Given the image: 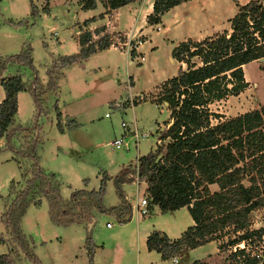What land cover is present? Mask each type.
Returning <instances> with one entry per match:
<instances>
[{
  "label": "trees",
  "instance_id": "trees-1",
  "mask_svg": "<svg viewBox=\"0 0 264 264\" xmlns=\"http://www.w3.org/2000/svg\"><path fill=\"white\" fill-rule=\"evenodd\" d=\"M42 1L40 9L46 11L49 0ZM99 1L106 13L131 0ZM182 1L186 0H152L145 22H159L164 11ZM232 1L236 11L229 18L228 29L199 39L186 37L170 48L169 55L178 65L174 74L158 84L159 91L153 98L166 102L168 120L158 130L159 142L155 148L140 155L136 165L128 163L123 171L111 177L114 193L119 199L116 205L105 206L102 201L105 181L109 178L105 171H101L96 188H74L66 199L61 196L56 174L38 164L36 150L41 138L34 133L41 92L44 86L54 85L58 72L48 71L43 86L27 53L0 56V85L3 89L0 136L4 137L6 147L13 151L16 159L24 157L29 160L24 186L16 191L2 215V222L14 246L20 248L33 264L41 263L26 242L19 223L34 194L45 198L48 218L56 225H85L84 222L91 220L93 209L114 213L121 221V214L130 211L121 184L132 180L134 173L145 181L149 202L157 204L163 211L185 206L192 220L175 238H169L157 229L146 235L147 249L158 252L161 259L224 237L217 245L218 251L228 250L221 264H262L264 247H256L254 243L264 240V226L250 227L249 213L255 208H264V104L214 123L210 122L211 115H219L207 107L212 99L237 93L247 86L242 69L244 64L255 59L264 64V1ZM94 6L95 0H83L80 8ZM29 7L30 14L35 16L37 6L32 0H29ZM94 19L95 16H90L81 22L86 26ZM112 35L103 31L92 39L90 30L85 28L76 36L77 50L58 56V65L64 66L108 48L113 43ZM128 53L132 57L135 50L131 48ZM13 64L30 68L32 78L29 83L17 72L4 74ZM21 90L31 93L35 106L27 124L14 123L17 92ZM60 118V111L55 106V124L62 131ZM64 123L68 127L73 120L67 118ZM20 134L19 145L12 146L10 139ZM244 178L247 183L243 182ZM10 182L12 186L13 181ZM212 183L217 186L215 190L209 188ZM85 231L83 243L87 264H92L94 243L90 231ZM5 240L0 233V243ZM250 243L252 245L248 246ZM13 261L11 252H0V264H13ZM199 262V259L192 261L193 264Z\"/></svg>",
  "mask_w": 264,
  "mask_h": 264
},
{
  "label": "rangeland",
  "instance_id": "rangeland-1",
  "mask_svg": "<svg viewBox=\"0 0 264 264\" xmlns=\"http://www.w3.org/2000/svg\"><path fill=\"white\" fill-rule=\"evenodd\" d=\"M32 1L37 6L35 16L30 14L29 0H0V56L19 52L27 53L36 70L38 80L43 86L46 85L48 71L58 72L54 85L49 88L44 86L40 95L39 114L34 129V133L41 138L36 150L38 164L44 170L54 172L57 179L62 180V183L66 185L67 183L76 184L73 176L83 174V177H88V187L94 188L97 183L91 175V168L96 171L104 169L115 174L122 164L135 161L136 149L132 137L128 149L115 148L108 144L113 138L121 137L119 136L121 129L126 131V138L130 137L127 124L132 121V112L137 129L147 133L145 138L139 139L137 151L146 154L154 148L155 138L158 135L156 127L166 118V109L164 106H156L150 98L145 97L133 103H129L128 99L135 100L139 92H151L156 95L159 91L158 85L152 90L151 86L175 71L178 63L174 59H169L173 42L191 35L190 33L199 27L204 28L206 34H215L228 29L229 18L236 11V5L232 0H211L210 6L199 5L200 0H193L191 4H179L177 7L179 22L174 23L175 14L169 10L164 14L162 23L165 28L162 30L158 29L159 26L143 24V32H140L142 26L134 28L129 34L122 31L114 32L112 35L114 47L93 53L86 57L87 59H78L84 67L76 60L59 66L58 56L75 51L76 36L82 29L87 28V25H83L82 22L76 23L83 18L84 14L77 7L75 0L71 2H68L70 0H49L46 11L40 9L43 1ZM237 1L243 3L246 0ZM138 13L135 14V17L137 16L135 22L139 20ZM87 29L90 30L92 39L100 35L92 34V30ZM72 33L77 35L73 36ZM147 36H149L147 43H144L141 48L144 52V61L138 62L140 61L138 55L141 53L136 51L131 59L125 50L129 51L131 48L135 50L139 42ZM242 69L247 86L237 93H227L221 98L208 102L209 110L219 115V117L211 115V123L264 104L263 62L251 60L244 64ZM16 72L26 83H29L32 78L30 68L24 65H10L4 74ZM129 77L134 80L132 84H129ZM0 91L3 93L1 85ZM116 101L125 104L113 106L112 102ZM55 106L64 116L60 118L62 131H59L55 124ZM34 110L31 93L28 90H21L18 95L14 123H30ZM104 112L108 115L105 116ZM67 118L74 119L68 127L64 123ZM121 121L126 122V127L120 125ZM21 138V134L18 137H12L10 144L17 147ZM4 142V137L0 136V233L6 239L4 242H7V244L0 243V252H11L14 256L13 264H33L24 256L20 248L14 246L2 222L4 211L10 205L16 191L24 186V178L29 173V160L24 157L16 159L13 151L6 147ZM10 181H13V187ZM111 182L109 179L108 191L113 189ZM243 182L247 183V180L244 178ZM65 184L59 187L61 196L68 194L69 189ZM105 186L103 198L107 192ZM142 186L141 183L139 189H142ZM209 188L215 190L217 186L212 183L209 184ZM36 196L39 195L32 196L33 201L36 200ZM40 198L41 204L36 206L30 200L19 223L26 242L40 263L55 264L54 253L58 251L62 255L61 264H86L81 262L78 255L79 250L84 247L83 238L80 240L71 228L67 229L64 236L59 226L49 220L45 198L41 195ZM176 209L157 212L154 206L148 217L154 220L155 227L162 225L171 238L177 237L190 223L186 207L181 206ZM103 214L102 218H96L91 230L87 229L91 233L93 243L94 241L102 243L97 236L107 237L114 230V225L111 228L104 225L105 220L115 224L114 218L106 212ZM249 219L252 228L264 226V208L251 210ZM57 234L61 237H56ZM221 239L224 240V237L209 240L210 245L185 251L178 258V263L170 262L171 259H168L164 264H193L194 259H199L200 262L197 264H221L223 256L228 251L227 249L217 250ZM104 242L110 244L107 241ZM250 245L252 244L248 246ZM254 245L263 248L264 240L261 239ZM134 248L133 246L132 249ZM209 248L214 249V252L205 254ZM105 250L108 251L107 248ZM82 257L85 261V253ZM147 258L142 253V260ZM149 260L151 259H147ZM261 263L264 264V256Z\"/></svg>",
  "mask_w": 264,
  "mask_h": 264
},
{
  "label": "crops",
  "instance_id": "crops-1",
  "mask_svg": "<svg viewBox=\"0 0 264 264\" xmlns=\"http://www.w3.org/2000/svg\"><path fill=\"white\" fill-rule=\"evenodd\" d=\"M71 1L72 0H70L68 2H71ZM75 1H76L77 7L84 14V16L81 20L86 19L90 16H95L94 20H91L88 22L87 28H90L92 30V34L96 33V35L101 34L103 31L111 32V33H113V35H114V32H118V31H122L126 34H129V32H131L134 28H138L139 26H142V30H140V32H143V29H144L143 24H147L145 22V15H146V13H148L151 10V3H152V0H131V1L125 3L121 6H118L114 9H111L109 12L104 13L103 12L104 7L102 6V4L100 3L99 0H95V6L94 7L86 8V9L80 8V5H81L83 0H75ZM194 1H196V0H194ZM200 1H201V3L199 5L210 6L212 3L211 0H200ZM41 2H42V0H41ZM191 3H193V0H186V1H182L176 5L168 8L166 11H164L161 14L159 22L154 23V24H148V25L149 26H155V27L159 26L158 29H160V30L165 28V26H163L164 24L162 23L163 17H164V14L169 12V10H172L173 13L175 14L173 17L175 20L174 23L179 22L180 17L178 16V13H177L178 12L177 11L178 5L179 4H191ZM137 11H139V13ZM101 12H103V14H102V16L99 17L98 14ZM136 13H138L137 15L139 16V20L137 19L138 20L137 22H135L136 17H137V16L135 17ZM81 20H77L76 23L77 22L80 23ZM121 23H124V24L121 25ZM78 29L81 30L80 27H78ZM94 29H95V31H94ZM79 30L77 32H79ZM204 32H205V29L199 27L198 29H195L193 32H191L190 33L191 35H186L182 38L176 39L173 42L172 46L177 41L184 39L186 37H191L193 39H199L205 35H209V33L206 34ZM72 35L76 36L77 33H72ZM148 38H149V36L144 38L142 40V42H139V44L135 48V51L137 53H141V55H138L139 60H140L138 62H140V63H142L144 61V52H143V50H141V48L144 45V43H147ZM78 46H79V43L77 42V40L75 38V51L77 50ZM113 47H114L113 45H110L106 49L109 50ZM101 51H103V50H101ZM97 52H99V51H97ZM97 52H95V53H97ZM125 52H127V54L129 55L127 50H125ZM91 55H93V54H91ZM129 57L132 59L134 56L131 57L129 55ZM169 59L170 60L172 59L170 57V55H169ZM77 61H79L81 63L80 60H76V62ZM81 66L84 67V65L82 63H81ZM62 73L63 72L61 70V74ZM174 73H175V71L173 73H171V75ZM163 79H165V78H162L158 83L152 85L151 90L154 89L153 87L158 85ZM133 82H134L133 78L129 77V84H132ZM139 93L145 94L146 92H139ZM149 93L152 95L150 97L151 102H153L156 106H160V107L164 106V108L166 109V118L163 121H161V123H159L156 127V130L158 131V129L163 127L164 123L168 120L169 110L166 107L165 101L153 100V98L156 95H153L151 92H149ZM19 94H20V91L17 92V101H18V95ZM2 97H3V93L0 91V100L2 99ZM143 99H135V100L138 102L139 100H143ZM120 104H125V103L121 102V103H119V105ZM123 107H124V105H123ZM130 107L132 108V105H130ZM62 114L63 113H61L60 116L64 117V116H62ZM104 115L106 116V115H108V113L104 112ZM70 119L74 120L73 118H70ZM131 120L132 121H130L127 124V127L130 128V130H129L130 137L126 138L125 137L126 131L121 129V131L119 132V136H121L122 138L125 137V138H123L124 143L119 145V146H115L111 140L108 142V144L115 147V148L124 147L125 149H128V146L130 143V138L132 137L133 141H134L133 145L136 149L135 161L133 162L135 164L137 162V158L140 155H143V153L141 154V152L139 153L137 151L139 139L145 138L147 136V133L141 132L137 129L138 126L136 124V119L133 116V112H132V119ZM122 122H124V121H121L120 125L122 127H125L122 125ZM124 123H126V122H124ZM158 142H159V139H158V135H157V137L155 138V146H156V143H158ZM155 146H154V148H155ZM126 165L127 164H122L119 167V170L117 171V173L120 171H123L126 168ZM103 171H105L109 176V178L106 179L107 182L105 181V183H106L105 188L107 190L109 179L111 180V177L113 175H115L116 173L113 174V173L106 171L104 169H103ZM91 175L93 176V178H94V180L98 186L99 179L101 176V171L100 170L96 171L94 168H91ZM73 179H74L76 184L67 183V185L65 183H62V180L60 181V179H59V187H61L62 184H65V186H67V188L69 189L67 196L62 195V197L64 199H66L68 197L69 192L74 188H83V189L94 188V187H88V182H87L88 177H85V176L83 177V174H80V175L77 174V175L73 176ZM141 183L143 186H142V189H139V186ZM121 186H122V189L124 190V192L127 196V200L129 202V204H131L133 202H138L140 198L145 197L147 200L148 212L146 214L139 215L136 211H131V209H130L129 212H123V214H121L120 218L123 219L121 221L117 220L116 215L114 213L106 212L107 214L112 216L116 222H115V224L109 223V225H106V223L109 221L105 220L104 225L106 227H109V228H111L114 225V230L107 237L101 238L100 236H97L98 239H100V241L102 243H98V242L94 241V250H93V254H92V264H164V262H166L168 259H171L170 262L178 263V258H180L182 256V253L184 254L185 251L190 250L191 248L179 252L177 255H175L172 258L170 257V258H166V259H161L158 252H156L155 250L147 249L146 244H145L146 235L153 229H157L160 232H164L169 238H171L168 235V233L165 231V229L162 225H157L155 227L154 226L155 225L154 220H152L151 218H148L149 215L151 214V212L153 211L154 206L157 208V212H167V211H173V210L163 211V210L159 209L157 204L149 202L147 195H146V192H145V188H146L145 181L140 180L138 178L135 179L133 175H132V180H130L129 182H123L121 184ZM112 188H113V185H112ZM108 190L106 192V196H104V198L102 199L104 205L110 206V205L118 204L119 199L115 195L114 189H112V191H108ZM139 191H140V194H138ZM40 199H41L40 195L36 196V200L35 201L32 200L33 205L36 206V205L41 204L42 200H40ZM107 199H108V201H107ZM174 210H177V209H174ZM103 213H105V212H103ZM103 213L97 211L96 209H93L92 210V218H91L90 222L88 221L85 223L86 227L83 223H79V224L71 223L67 226L58 225L59 230H61V232L65 236V232H67V229L71 228V229H73L74 234L77 235L80 238V240H82V238H84L85 230L86 229L91 230L92 225L96 221V218H102V216L104 215ZM159 214H162V213H159ZM191 223H192V220L190 218L189 224H191ZM54 225H56V224H54ZM56 237H61V235L57 234ZM41 241H45V240H41ZM104 241H107V243H110V244H106ZM4 243L7 244V242H4ZM104 243L106 245H104ZM210 244H211V241H208V242H205V243L198 245V246H195V247H199V246H203V245H210ZM82 245L84 246V243H82ZM108 245H110V247ZM133 246L135 247L134 250L132 249ZM195 247H193V248H195ZM105 248H107L108 251L105 250ZM207 250L205 251L206 252L205 254L214 252V249H212V248H209ZM131 251H132V253H131ZM83 252L85 253L84 247L79 250L78 255L81 258V262H83V263L86 262V264H87V258L85 257L86 260L84 261V257H82L84 254ZM142 253L148 257L147 259H151V260H149V261H147V259L142 260ZM128 254H129V258H128ZM148 255H150V257ZM85 256H86V253H85ZM54 258H55V264H61V259H62L61 253H59L58 251L56 253H54Z\"/></svg>",
  "mask_w": 264,
  "mask_h": 264
},
{
  "label": "built area",
  "instance_id": "built-area-1",
  "mask_svg": "<svg viewBox=\"0 0 264 264\" xmlns=\"http://www.w3.org/2000/svg\"><path fill=\"white\" fill-rule=\"evenodd\" d=\"M113 45V43L111 44ZM152 95H150L149 93H146V94H141V93H138L136 95V99H143V98H150ZM129 100V103H132L134 98H130L128 99ZM119 101H116V102H112V105L113 106H118L119 105ZM122 125L126 127V123L122 122ZM130 130V128H129ZM112 143L115 145V146H119L121 144H123V138L122 137H117V138H114L112 140ZM136 165V163H135ZM134 178L137 179V176L136 174L134 173ZM130 209L131 211H136L139 215H143V214H146L148 212V207H147V200L145 197H142L139 199L138 202H133L130 204ZM106 225H109V222L106 223Z\"/></svg>",
  "mask_w": 264,
  "mask_h": 264
},
{
  "label": "water",
  "instance_id": "water-1",
  "mask_svg": "<svg viewBox=\"0 0 264 264\" xmlns=\"http://www.w3.org/2000/svg\"><path fill=\"white\" fill-rule=\"evenodd\" d=\"M160 154L157 155V157H159Z\"/></svg>",
  "mask_w": 264,
  "mask_h": 264
}]
</instances>
